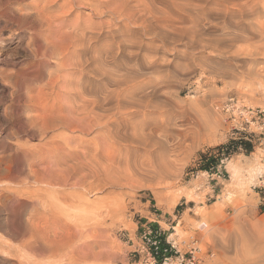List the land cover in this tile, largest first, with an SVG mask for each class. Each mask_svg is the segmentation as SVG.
Segmentation results:
<instances>
[{"label": "rangeland", "instance_id": "374dc122", "mask_svg": "<svg viewBox=\"0 0 264 264\" xmlns=\"http://www.w3.org/2000/svg\"><path fill=\"white\" fill-rule=\"evenodd\" d=\"M29 1L20 0L19 6ZM63 1L50 3L49 8L52 12L61 14L59 7ZM175 1L183 3L191 10L184 12L174 5L175 8L171 7V17L168 19H172L175 26L186 28L187 34L197 27L195 29H199L201 37L204 36L203 43L206 46L200 49L199 45L190 44L184 35L181 41H175L166 47V50L158 48L155 56L141 54L143 57L140 55L138 58L142 62L141 70L151 71L144 76L151 75V78H158V83H161L159 91L164 94H156L157 104L170 98V130L173 135L171 142L169 140V158L172 163L169 178L162 177V167L157 168L158 166L154 165L156 173L147 169L151 168L148 165L150 160L154 164H157L158 160L159 165L163 164V153L160 149L156 147L153 154L138 149L137 166L131 164V158V165L125 167L126 169L122 168L124 172H113L116 173V178L119 174L120 181L116 178L113 180L111 175V180H107V185L99 191L95 185L97 181L88 178L72 190L75 194L71 191V185L60 188L54 200L53 197L52 200L49 199L52 195L49 191H31L35 188L33 184L29 185L30 189L32 188L30 194L24 193L25 197L16 199L12 197L6 189L14 186H8L9 183L3 174L7 172L6 164L16 161L24 165V150L34 152L35 160H42L39 158L44 156L43 143L52 135H76L87 142L93 134L71 133L62 128H54L47 130L45 136H39L37 133L31 135L28 127L24 126L25 115L34 112L27 108V91L32 89L28 95L36 94L38 83L46 79L53 64L49 60L46 66H41L42 56L37 60L40 67L33 65L37 62V47L44 44L46 32L33 15L19 20L20 14L14 10V18L0 32V157L4 155L0 165V264H16L18 241L11 227L20 221L24 222L31 213H35L37 217L42 216V223L46 221L44 224H49L51 229L59 226L57 230L64 233L68 230L66 235L69 239L73 235L70 234L71 230L76 231V237L73 235L74 239L72 238L73 245L91 258H83L85 263L83 261L76 264H147L149 254L157 255L152 253L145 239V234L152 230L151 224H157L159 230L164 233L166 242L175 241L180 252H184L185 243L190 236L198 237L203 250L213 251V256H205L202 264H264V184L260 182L264 179V39H260V32L264 33V0ZM243 1L250 2L255 8L249 18L244 17L242 20L244 23L248 21L256 29L253 28L248 33L254 39L252 42H237L229 48H212L208 38L219 37L222 31L230 30L236 21L241 20L231 13L223 14L224 9L231 10L233 4ZM95 3H91L94 6L76 4L71 8V4H68L65 7L67 12L62 15H67L68 21L77 16L84 19L89 15L95 22L107 20L108 17L110 19L109 13L104 16L93 13L94 9H105L104 6L98 9ZM198 5L202 9L199 7L201 12L197 13L194 7ZM160 8L164 9L162 5ZM196 8L198 10V7ZM107 21L104 23L107 24ZM33 24L37 28L36 32L32 28ZM147 59L156 60L152 68L148 69L147 65L143 64ZM169 71L170 73H167ZM164 86H167V92H164ZM226 104L231 105L227 111L223 108ZM44 107L49 108V105L41 106ZM158 107L163 121L166 107L163 102ZM196 123L202 126L204 123V135L194 139L189 134L191 138L187 135L184 137L182 133ZM207 129L212 131L214 136H211V132L210 135L208 131L205 132ZM235 130L252 134L246 138L252 139L253 151L248 154H234L209 170H190L197 165L199 151L224 143L236 136ZM71 143L63 149L55 150L53 155L56 160L68 162L66 150L80 149L76 143ZM141 153L143 154L140 156ZM155 154H160V157L157 155L159 159ZM140 166L149 171L148 179L142 180L131 175L133 169L137 170ZM151 174L160 179L154 183L148 181ZM118 181L119 183H114ZM28 195L40 199L37 210H32V198ZM43 198L47 199L45 203L41 200ZM52 201L56 203L57 208L62 205L56 209L60 211H56L59 213H54L55 216L47 212L53 205ZM51 215L53 216L50 217ZM78 233L83 238H80ZM82 248H85L87 253ZM160 257L163 259V256ZM55 259L50 262H42L41 259L34 261L40 262L39 264H71L68 260Z\"/></svg>", "mask_w": 264, "mask_h": 264}, {"label": "bare ground", "instance_id": "6f19581e", "mask_svg": "<svg viewBox=\"0 0 264 264\" xmlns=\"http://www.w3.org/2000/svg\"><path fill=\"white\" fill-rule=\"evenodd\" d=\"M19 1L0 0V32L14 18V10L20 14V17L18 16L19 20L33 15L40 23V27H43V31L46 32L44 44L37 47L38 55H36V61L43 56V58H40L43 59L41 66H46L49 60L53 64V68L49 70L46 79L38 83L36 94L28 95L32 89L27 91L26 102L29 104L27 108H29V111L34 112L25 115L24 126L28 127L27 129L31 135L37 133L39 136H45L47 130L54 128H62L71 133H91L93 135L87 142L84 141L86 139L76 135H52L48 141L43 143V146L41 145L45 151L42 149L44 156L39 158L42 159L40 161L35 160L34 152L24 150L22 152L24 165L16 161L6 164L5 171L7 170V172L3 174H5L9 183L8 186H14L8 187L6 189L7 192L15 199L21 198L24 193L30 194L29 192L32 188L30 189L29 185L33 184L35 188L31 191L36 193L49 191L48 193L52 194L49 199L52 200L53 197L54 200L57 193L60 192L58 191L60 188L71 185L73 187L72 189L70 188L72 191L78 185L83 184L85 180H88V178L97 181L95 182L96 188L101 191L107 185V180H111V177L116 175L113 172L123 171V167L126 169L125 167L131 164L136 165V161L139 158L138 149H144L153 154L156 147L163 153V155L161 154L163 156L161 158L163 164L160 163L159 165V160L157 164L150 160L148 165L151 168L147 169H152L153 172L151 173H156L155 166H158L157 168L162 167V177L169 178L170 169L172 168L169 158V153L171 152H169V143L173 135V131L170 130V122H172L170 98L168 97L167 100L162 98V102L166 107L164 120L162 121L161 119L163 118L160 117L158 112V106L162 102L159 104L156 102L158 96L164 94L159 91L161 89L159 88L160 82L158 83V78L157 80L153 77L151 78V75L150 77L144 76V74L151 73V71H142V62L138 58L141 54L145 56L148 54L149 57L150 55L155 56L158 48H168L175 41H181L184 35L191 42H189L190 44L193 45L195 43V45H199L200 49L205 47L206 44L203 43L204 36L201 37L199 29H195L197 27L191 29V33L187 34L188 30L186 28H180L181 25L177 27L178 25L175 26L172 19H168L169 16L171 17L170 12L172 10L170 11V9H172V6L175 8L174 5H177L179 10L184 12L191 10V8L175 0H64L60 4L61 6H58L61 13L59 14L52 12L49 8V4L55 3L56 0H30L27 3H23L22 6H19L21 4ZM92 2H96L95 5L98 9L101 6L105 7L103 10L94 9L95 12L93 13L101 16L109 13L110 19L108 17V21L104 20L107 21V24L102 20L95 22L90 15L84 19L79 16L71 17L73 18L72 20L69 19L71 21H68L67 15H62L67 12L68 9L65 7L68 4H71L69 6L71 8L74 5L76 6V4H91ZM93 4L91 6H94ZM158 4H161L164 9L160 8L161 5L158 7ZM196 7H198V10ZM196 7L194 9L197 13L201 12L200 8L202 9V7L199 5ZM254 9V6L248 1L233 4L231 10L225 8L223 14L231 13L241 20L236 21L230 30L222 31L219 34L221 37L219 35V37L215 36L217 38L214 39L207 37L210 40V46L215 49L229 48V46L237 42L253 40V36L248 35V33L253 30L254 26L248 21L244 23L242 20L244 17L249 18L253 14ZM115 18L117 21H115ZM32 28L36 32L35 24L32 25ZM253 33L255 32L253 31ZM262 34L264 33L260 32L261 40L264 39ZM144 62L143 64H146V68L148 67L149 69V67L152 68L154 66L156 60L147 59ZM33 65L40 67L38 61L33 63ZM167 73H170V71ZM166 87L164 92H167L165 91ZM157 93L159 94L158 96H156ZM44 105H49V108H41ZM207 123V125H210L209 122ZM203 126L200 123H196V125L190 127L191 129L185 128L186 131L181 133L183 136L190 135L193 139L200 138L204 135V129L206 128ZM207 128L209 129V126ZM210 128L213 131V127L210 126ZM208 129L205 132H209ZM212 131H210L211 136H214ZM207 133L206 135H208ZM182 135L181 138L183 137ZM71 142H74L73 144L76 143L80 149L76 151L66 150L68 162L56 160L53 155L56 153L55 150L63 149ZM38 152L40 151L38 150ZM157 155L160 157V154ZM3 157L4 155L0 157V165L4 159ZM159 157L157 156L158 159ZM131 158H133V163L130 164ZM140 159L142 161L141 157ZM147 169L140 166L137 170L133 169V171L135 170L134 173L131 169V175H134L133 177L137 176L139 179L142 178V180L144 178L148 179L147 174L149 171ZM123 174L126 175V173ZM117 175L119 176V174ZM151 175H149L148 181L152 183L160 179L159 177L155 178V174ZM118 176V179L114 177L113 180L115 178L119 180ZM119 181L114 183H119ZM28 187L29 191H27ZM72 192L75 194V191ZM34 194L31 193V195ZM28 196L30 199L32 198V210H37L40 199ZM40 196H43V194ZM46 197L48 198L47 195ZM41 200H44V198ZM45 201L47 199L44 200V203ZM52 202L53 205L50 208L48 207L47 212L55 216L56 213H59L56 211H60L56 209L62 205H58L57 208L56 203ZM44 203L41 202V204ZM40 217H37L35 213H31L24 222L20 221L11 227L14 237L18 241L16 247L18 259L16 264H33L34 262L37 264L38 262L34 261L35 259H41L42 262H44L43 260H49L50 262V260L55 258V260L63 259L68 260L71 264H76L83 262V258L89 257L73 245V235H77L76 231L72 229L73 233L71 230L70 234H73V239L71 237L69 239L66 235L68 230H65V233L62 230H57L59 226H56V229L55 227L51 229L48 227L49 224H44L45 220L42 223ZM54 225H56L55 222ZM78 236H81L80 233H78ZM80 238H83V236ZM75 239L77 240L78 238ZM75 245L77 244L75 243ZM83 250L87 253L85 248ZM93 256L91 257L93 258Z\"/></svg>", "mask_w": 264, "mask_h": 264}, {"label": "trees", "instance_id": "16d2710c", "mask_svg": "<svg viewBox=\"0 0 264 264\" xmlns=\"http://www.w3.org/2000/svg\"><path fill=\"white\" fill-rule=\"evenodd\" d=\"M233 136L224 143H221L213 148H207L204 151H199L197 154V165L190 170H209L214 168L221 161L229 159L231 156L237 153L248 154L253 151L254 143L251 137L252 134H248L244 131L235 130ZM152 230L145 234L152 253L157 254L160 248H165L167 242L165 235L161 232L157 224H151ZM161 259V258H160Z\"/></svg>", "mask_w": 264, "mask_h": 264}, {"label": "built area", "instance_id": "2783aa9c", "mask_svg": "<svg viewBox=\"0 0 264 264\" xmlns=\"http://www.w3.org/2000/svg\"><path fill=\"white\" fill-rule=\"evenodd\" d=\"M230 107V104H226L223 108L227 111ZM260 182L264 184V179ZM177 247L175 241L167 240L166 247L160 248L157 255H148L147 264H202L205 256H213V251L203 250L199 238L194 235L185 243L184 252H180ZM160 256H163V259H160Z\"/></svg>", "mask_w": 264, "mask_h": 264}]
</instances>
